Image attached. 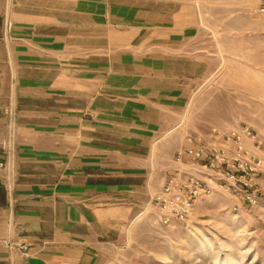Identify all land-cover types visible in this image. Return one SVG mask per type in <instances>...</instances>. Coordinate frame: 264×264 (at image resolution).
Wrapping results in <instances>:
<instances>
[{
  "label": "crops",
  "instance_id": "crops-1",
  "mask_svg": "<svg viewBox=\"0 0 264 264\" xmlns=\"http://www.w3.org/2000/svg\"><path fill=\"white\" fill-rule=\"evenodd\" d=\"M198 19L193 0H0V264H103L204 76Z\"/></svg>",
  "mask_w": 264,
  "mask_h": 264
},
{
  "label": "rangeland",
  "instance_id": "rangeland-1",
  "mask_svg": "<svg viewBox=\"0 0 264 264\" xmlns=\"http://www.w3.org/2000/svg\"><path fill=\"white\" fill-rule=\"evenodd\" d=\"M193 2L204 76L157 136L161 186L175 151L194 137L224 144L213 136L214 128L220 135L248 128L255 141L245 138L246 146L264 159L255 147L264 148V15L255 11L256 0ZM252 184L236 194L222 189L202 196L186 222L168 225L160 223L147 196L121 240L108 247L103 264H264V166L252 174Z\"/></svg>",
  "mask_w": 264,
  "mask_h": 264
},
{
  "label": "built area",
  "instance_id": "built-area-1",
  "mask_svg": "<svg viewBox=\"0 0 264 264\" xmlns=\"http://www.w3.org/2000/svg\"><path fill=\"white\" fill-rule=\"evenodd\" d=\"M256 3L255 11L264 15V0H256ZM212 132L224 144L215 146L201 135L194 137L192 144L175 151L160 190L148 196L147 205L158 212L161 224L186 222L202 196L222 189L235 194L248 191L253 185L252 174L264 166V159L246 146L245 138L255 141L248 128L234 129L223 135L215 128ZM3 147L10 150L9 146ZM255 147L264 154L260 143ZM17 247L23 252L28 249L25 243H18Z\"/></svg>",
  "mask_w": 264,
  "mask_h": 264
}]
</instances>
